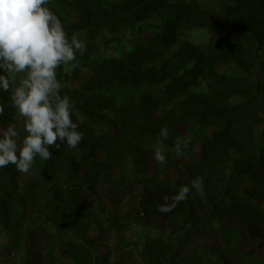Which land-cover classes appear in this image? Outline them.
I'll return each instance as SVG.
<instances>
[{"label":"trees","instance_id":"obj_1","mask_svg":"<svg viewBox=\"0 0 264 264\" xmlns=\"http://www.w3.org/2000/svg\"><path fill=\"white\" fill-rule=\"evenodd\" d=\"M47 6L87 47L78 68L57 76L84 139L37 157L24 186L14 165L0 169V229L11 237L0 253L20 259L45 225L63 257L51 264H110L114 253L115 264H264V0ZM202 31L203 48L187 39ZM9 96L0 90V131L17 119ZM198 176L205 198L193 190L172 212L157 211ZM21 259L40 264L31 253Z\"/></svg>","mask_w":264,"mask_h":264},{"label":"clouds","instance_id":"obj_2","mask_svg":"<svg viewBox=\"0 0 264 264\" xmlns=\"http://www.w3.org/2000/svg\"><path fill=\"white\" fill-rule=\"evenodd\" d=\"M51 0H0V90L10 93L7 107L15 109L23 119L26 135L21 139L16 124L0 131V169L14 165L19 173L28 174L37 157L47 162L53 158L50 149L59 151L66 143L76 149L84 134L72 120V104L67 95H61L63 83L57 78L62 66L68 71L79 67L77 54L87 51L77 34L69 40L61 20L46 5ZM5 105L0 103V116ZM168 128L158 133L154 159L165 164V142ZM190 141H185L187 148ZM179 140L175 141L176 155L183 156ZM205 198L202 177L182 185L172 202L158 206L163 214L172 212L188 199L192 191Z\"/></svg>","mask_w":264,"mask_h":264},{"label":"rangeland","instance_id":"obj_3","mask_svg":"<svg viewBox=\"0 0 264 264\" xmlns=\"http://www.w3.org/2000/svg\"><path fill=\"white\" fill-rule=\"evenodd\" d=\"M46 7L48 6L46 5ZM188 34L189 35L187 36V39L193 44H195L196 46L201 47V48L207 45L209 41V37H210L206 31L188 33ZM77 87L78 86L76 83H70L71 89H74ZM14 124H16L17 128L23 133V136H22L23 138L26 135V132L24 131V127H23V119L17 116V119ZM35 174L36 173L33 169H31V171L28 174H23L21 178L22 186L25 185L26 181H29L30 179L34 178ZM35 193L38 195H41V190H37ZM124 201L128 202V198H125ZM38 223L42 225L43 222H38ZM41 229L42 230H39L36 232V236L33 242L26 243V249L22 257L20 256V259L17 258L15 251L5 250L3 253H0V264H24V261L21 258H27L29 253H31V255L40 257V260H39L40 264H51L50 259L53 256H55L56 258H59V262H62L63 257L62 256L59 257L58 249L54 247V242L45 232L47 230L46 226L44 225L43 228ZM10 238L11 237L7 233H5L2 229H0V245L2 243L9 242ZM105 242L110 243L111 245L115 244L113 233H108ZM73 254L74 253L70 251V255H73ZM119 257H121L119 253H114L112 258L110 259L111 260L110 264H115L117 261H119ZM122 260L124 261L123 264H131L125 258H122Z\"/></svg>","mask_w":264,"mask_h":264}]
</instances>
